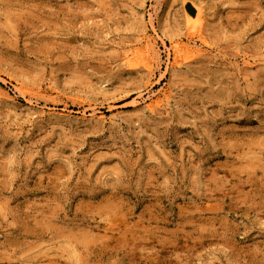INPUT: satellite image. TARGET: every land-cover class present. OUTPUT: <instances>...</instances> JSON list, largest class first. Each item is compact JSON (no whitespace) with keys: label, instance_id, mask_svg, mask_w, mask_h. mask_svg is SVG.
<instances>
[{"label":"rangeland","instance_id":"374dc122","mask_svg":"<svg viewBox=\"0 0 264 264\" xmlns=\"http://www.w3.org/2000/svg\"><path fill=\"white\" fill-rule=\"evenodd\" d=\"M0 264H264V0H0Z\"/></svg>","mask_w":264,"mask_h":264},{"label":"bare ground","instance_id":"6f19581e","mask_svg":"<svg viewBox=\"0 0 264 264\" xmlns=\"http://www.w3.org/2000/svg\"><path fill=\"white\" fill-rule=\"evenodd\" d=\"M144 40V39H143ZM142 42V41H141ZM204 42V45H208L207 43H205V41H203ZM202 42V43H203ZM144 48H146V49H148V50H150V48H151V39L149 38V37H145V40H144ZM141 46V45H140ZM153 46V45H152ZM185 46L186 47H188V48H191V46H190V44H185ZM194 46V45H193ZM201 46V45H200ZM198 47H199V45H198ZM197 47V48H198ZM139 49H140V47H139ZM198 50V49H197ZM205 50H206V48L204 49L203 47H200V49L198 50L199 51V53H201V54H203L204 52H205ZM152 106V104H150V107Z\"/></svg>","mask_w":264,"mask_h":264}]
</instances>
